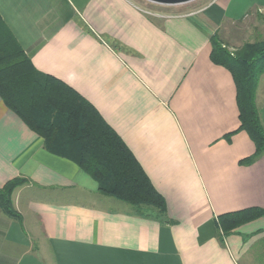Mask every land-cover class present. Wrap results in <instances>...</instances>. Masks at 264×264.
Listing matches in <instances>:
<instances>
[{
    "label": "crops",
    "instance_id": "crops-1",
    "mask_svg": "<svg viewBox=\"0 0 264 264\" xmlns=\"http://www.w3.org/2000/svg\"><path fill=\"white\" fill-rule=\"evenodd\" d=\"M0 14L37 70L91 102L164 197L168 220L105 195L54 154L0 97V264H264V216L224 235L217 217L264 209V154L240 130L237 86L211 59L252 41L264 0H211L152 15L136 0H0ZM264 31L263 27L260 28ZM264 123V74L257 90ZM155 214V212H152Z\"/></svg>",
    "mask_w": 264,
    "mask_h": 264
},
{
    "label": "trees",
    "instance_id": "trees-1",
    "mask_svg": "<svg viewBox=\"0 0 264 264\" xmlns=\"http://www.w3.org/2000/svg\"><path fill=\"white\" fill-rule=\"evenodd\" d=\"M211 41L212 61L230 70L236 82L239 129L247 131L256 146L254 154L241 163L252 164L264 154V123L257 104V90L264 74V40L247 42L234 51L225 45L218 32ZM0 97L44 139L49 151L74 160L92 176L101 193L128 203L138 215L168 220L164 197L120 135L78 91L36 69L1 14ZM27 181L17 177L0 187V207L17 220H21V214L12 195ZM261 216L263 208L250 207L221 214L217 223L223 234L228 235Z\"/></svg>",
    "mask_w": 264,
    "mask_h": 264
},
{
    "label": "rangeland",
    "instance_id": "rangeland-1",
    "mask_svg": "<svg viewBox=\"0 0 264 264\" xmlns=\"http://www.w3.org/2000/svg\"><path fill=\"white\" fill-rule=\"evenodd\" d=\"M138 4L144 8L146 11L151 13L152 15H163V14H186L192 11H196L206 4H208L211 0H192L187 3L177 4V5H163L158 3H153L148 0H136ZM264 29V26L260 24L257 30H253L252 41H260L264 40V31L260 28ZM219 34V33H218ZM220 36V34H219ZM228 46V45H227ZM229 47V46H228ZM236 48H231L234 51Z\"/></svg>",
    "mask_w": 264,
    "mask_h": 264
},
{
    "label": "water",
    "instance_id": "water-1",
    "mask_svg": "<svg viewBox=\"0 0 264 264\" xmlns=\"http://www.w3.org/2000/svg\"><path fill=\"white\" fill-rule=\"evenodd\" d=\"M148 1L163 5H177V4L187 3L192 0H148Z\"/></svg>",
    "mask_w": 264,
    "mask_h": 264
}]
</instances>
